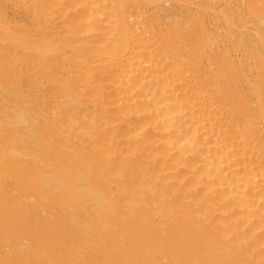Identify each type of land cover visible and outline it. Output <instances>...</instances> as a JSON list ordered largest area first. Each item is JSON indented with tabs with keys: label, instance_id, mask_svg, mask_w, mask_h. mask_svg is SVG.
<instances>
[{
	"label": "bare ground",
	"instance_id": "6f19581e",
	"mask_svg": "<svg viewBox=\"0 0 264 264\" xmlns=\"http://www.w3.org/2000/svg\"><path fill=\"white\" fill-rule=\"evenodd\" d=\"M0 264H264V0H0Z\"/></svg>",
	"mask_w": 264,
	"mask_h": 264
}]
</instances>
